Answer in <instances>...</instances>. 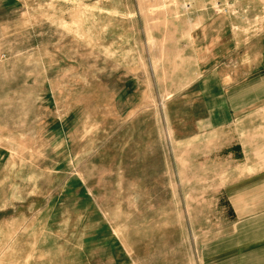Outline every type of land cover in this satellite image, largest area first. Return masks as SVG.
Masks as SVG:
<instances>
[{"label":"rangeland","instance_id":"374dc122","mask_svg":"<svg viewBox=\"0 0 264 264\" xmlns=\"http://www.w3.org/2000/svg\"><path fill=\"white\" fill-rule=\"evenodd\" d=\"M188 2L0 0V264H204L230 231L224 146L172 140Z\"/></svg>","mask_w":264,"mask_h":264},{"label":"crops","instance_id":"0c3cea01","mask_svg":"<svg viewBox=\"0 0 264 264\" xmlns=\"http://www.w3.org/2000/svg\"><path fill=\"white\" fill-rule=\"evenodd\" d=\"M188 1L180 15L187 32L177 41L178 61L187 65L171 97L192 96L190 107L201 110L191 131L182 138L173 131L172 140L216 139L233 168L220 176L219 191L231 229L202 243L200 257L264 264V0Z\"/></svg>","mask_w":264,"mask_h":264}]
</instances>
